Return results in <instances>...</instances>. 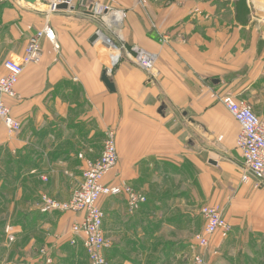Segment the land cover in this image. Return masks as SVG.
I'll use <instances>...</instances> for the list:
<instances>
[{"label": "crops", "instance_id": "0c3cea01", "mask_svg": "<svg viewBox=\"0 0 264 264\" xmlns=\"http://www.w3.org/2000/svg\"><path fill=\"white\" fill-rule=\"evenodd\" d=\"M100 2L126 17L109 27L84 6L48 14L39 1L0 0V76L35 33L49 24L54 34L41 39L42 60L25 67L16 97L6 99L22 129L9 135L0 121V264H90L72 230L84 214L42 212L41 195L68 200L110 129L119 158L105 181L146 200H99L108 264H193L197 255L205 264H264V183L242 180L239 124L221 102L238 97L264 118V8L251 0ZM98 31L157 54L155 75L124 48L92 40ZM205 205L221 207L230 229L201 247Z\"/></svg>", "mask_w": 264, "mask_h": 264}, {"label": "built area", "instance_id": "2783aa9c", "mask_svg": "<svg viewBox=\"0 0 264 264\" xmlns=\"http://www.w3.org/2000/svg\"><path fill=\"white\" fill-rule=\"evenodd\" d=\"M37 1L46 6L48 14L57 12L58 7L62 4L67 5L68 9L84 6L90 9L94 15L104 16V21L108 19L109 27L120 24L126 17L125 11L114 9L111 5L102 3L100 0H87L86 4H84V0ZM97 35L98 38L104 35L102 39L112 51L120 52L124 48L102 31H98ZM44 37L54 41V34L49 24L29 39L25 54L21 59H6L4 63L7 74L0 76V121L9 135L20 132L22 123L13 115L12 108L6 99L16 97V86L25 67L29 64L39 63L42 60L41 39ZM124 51L127 57L137 66L150 75H155L157 54L139 47L124 48ZM111 57L113 65L120 59V55L113 53ZM221 102L239 124L240 130L236 145L243 156L244 172L242 180L245 182L253 181L256 186H260L264 183V118L254 111L250 103L238 97L226 95L221 97ZM118 158L115 131L110 129L107 132L101 156L87 163L82 173L80 186L68 200L60 201L47 194L41 195L42 212L71 211L84 214L83 219L75 223L72 230L74 233L83 236V244L89 255L90 264H108L104 251L110 246V242L106 239L102 230L104 213L99 208V200L103 196H118L123 193L128 194L132 206L139 201L146 200L145 196L136 193L130 187H123L105 181L117 165ZM201 214L205 227L203 233L196 235V240L201 247H207L211 235L219 230H229L230 225L224 218L222 209L219 206L205 205L201 209ZM71 242L74 244L76 239H72ZM50 261L49 259L48 262ZM193 264H205L204 257L202 255L195 256Z\"/></svg>", "mask_w": 264, "mask_h": 264}, {"label": "water", "instance_id": "95a60500", "mask_svg": "<svg viewBox=\"0 0 264 264\" xmlns=\"http://www.w3.org/2000/svg\"><path fill=\"white\" fill-rule=\"evenodd\" d=\"M25 1L30 2V3H36L37 2V0H25ZM86 3H87V0H84V4H86ZM58 9H68V6L65 4H62L58 7ZM97 38H98V35H95L92 40H95ZM102 79L111 91L115 90V86H114L113 82L111 81V79L109 78L108 71H104Z\"/></svg>", "mask_w": 264, "mask_h": 264}, {"label": "rangeland", "instance_id": "374dc122", "mask_svg": "<svg viewBox=\"0 0 264 264\" xmlns=\"http://www.w3.org/2000/svg\"><path fill=\"white\" fill-rule=\"evenodd\" d=\"M251 4L254 6V4L257 6V7H262V8H264V0H251ZM252 6V7H253ZM255 7V6H254ZM255 10H257V8H255ZM105 28V27H104ZM104 28L102 29L103 30V32L105 33V31H104ZM106 29V28H105ZM109 35V34H108ZM28 44V43H27ZM27 46V45H26ZM25 49H26V47H25ZM25 54V53H24ZM24 56V55H23ZM8 59H15V60H19V59H21V57L20 58H15V57H10V58H8ZM6 61V60H5ZM5 61H4V63H5ZM5 67V66H4ZM102 154V153H101ZM101 156V155H100ZM92 161H94V160H92ZM48 260V259H47Z\"/></svg>", "mask_w": 264, "mask_h": 264}, {"label": "bare ground", "instance_id": "6f19581e", "mask_svg": "<svg viewBox=\"0 0 264 264\" xmlns=\"http://www.w3.org/2000/svg\"><path fill=\"white\" fill-rule=\"evenodd\" d=\"M104 37V35H101V38H103ZM105 42H106V40H105ZM103 53V52H102Z\"/></svg>", "mask_w": 264, "mask_h": 264}]
</instances>
